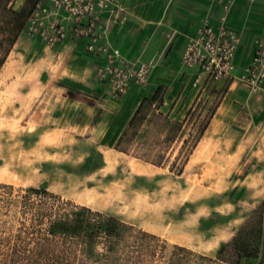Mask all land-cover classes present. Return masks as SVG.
Returning a JSON list of instances; mask_svg holds the SVG:
<instances>
[{
    "label": "rangeland",
    "instance_id": "374dc122",
    "mask_svg": "<svg viewBox=\"0 0 264 264\" xmlns=\"http://www.w3.org/2000/svg\"><path fill=\"white\" fill-rule=\"evenodd\" d=\"M14 1L17 8L25 2ZM55 48L28 22L0 70V183L15 189L45 187L64 201L105 211L156 234L166 246L150 264H168L174 244L195 253L183 256L184 264H222L216 257L220 247L264 201V125H247L250 115L227 105L231 80L198 75L172 112L165 103L156 110L166 90L161 86L152 99L155 87L131 126H125L119 143L128 149L124 152L113 146V137H102V125H93L97 115L90 120L77 107L67 113L69 105L53 93L56 78L65 75ZM97 94L93 97L98 101L118 97L108 81ZM47 96L45 111L34 113ZM217 109L216 123L208 124L183 163L197 128ZM172 125H177L175 131ZM183 139L187 143L179 151ZM155 159L163 163L150 162ZM2 212L4 208L0 221L9 219L15 231L18 212ZM242 262L257 264L258 259Z\"/></svg>",
    "mask_w": 264,
    "mask_h": 264
},
{
    "label": "crops",
    "instance_id": "0c3cea01",
    "mask_svg": "<svg viewBox=\"0 0 264 264\" xmlns=\"http://www.w3.org/2000/svg\"><path fill=\"white\" fill-rule=\"evenodd\" d=\"M121 2L128 15L123 23L117 22L112 26L109 32L111 44L118 47L125 58L132 60L147 61L156 52L160 53L161 57L145 84L133 83L126 93L115 98L107 96L103 101H98L93 95L104 92L107 86V78L101 74L97 75V69L104 64L105 56L86 50L85 40L79 36H67L57 41L51 48L56 47L55 51L63 57L61 65L65 73L61 74L65 75L56 78L58 83L53 87V93L60 95L61 100L69 105L67 113L72 107H77L88 112L90 120L97 115L93 125H102V137H113V144L129 124L142 99L149 96L155 87L161 85L166 90L162 105L156 110L165 108V103L170 104L171 112L174 111L183 94L187 92L186 87L200 75L197 67L185 66L181 61L188 37L197 34L204 18L218 30L224 17L225 27L240 38L234 68L235 78L231 80L224 99L231 101L227 105L237 114L250 115L247 125H264V92L248 93L240 78L254 46L264 41V0ZM225 5L229 6L228 10L224 8ZM48 98L49 96L40 100L34 113L36 110L45 111ZM92 99L95 102H92ZM41 105L43 109L40 110ZM218 110L209 125L216 123ZM180 111L178 109L177 115Z\"/></svg>",
    "mask_w": 264,
    "mask_h": 264
},
{
    "label": "trees",
    "instance_id": "16d2710c",
    "mask_svg": "<svg viewBox=\"0 0 264 264\" xmlns=\"http://www.w3.org/2000/svg\"><path fill=\"white\" fill-rule=\"evenodd\" d=\"M39 1L43 0H25L17 8L14 0H0V70ZM160 88L161 85L156 87L152 99L156 98ZM214 112L197 128L194 143L183 163L199 143ZM176 126L172 125L171 130L175 131ZM127 128L113 143L124 152L128 149L120 148L119 143L126 136ZM186 143L187 139H183L179 151H183ZM177 157L178 154L175 158L179 159ZM150 162L163 163L160 159ZM0 208H4L2 213L7 215L11 210L18 212V217H13L17 221L15 231L13 225H8L9 219L0 221V264H150L158 249L161 251L166 246L157 242L159 238L154 233L105 211L64 201L45 187L15 189L12 184L0 183ZM188 254L195 253L174 244L168 264H184L183 256ZM198 257L209 258L201 254ZM216 257L222 264H241L249 258L258 259L257 264H264V201L220 247Z\"/></svg>",
    "mask_w": 264,
    "mask_h": 264
},
{
    "label": "built area",
    "instance_id": "2783aa9c",
    "mask_svg": "<svg viewBox=\"0 0 264 264\" xmlns=\"http://www.w3.org/2000/svg\"><path fill=\"white\" fill-rule=\"evenodd\" d=\"M227 5L224 6L228 10ZM128 11L121 0H43L39 1L29 19L30 29L50 46L67 36H79L90 52L105 56L99 71L107 78L114 96L129 90L133 83L145 84L156 66L160 53L147 61L125 58L120 49L111 44L109 32L115 23H123ZM239 35L228 30L224 17L218 30L207 18L190 36L182 54V64L197 67L199 74L222 81L235 78L234 68ZM240 74L250 94L264 92V41L258 42Z\"/></svg>",
    "mask_w": 264,
    "mask_h": 264
},
{
    "label": "bare ground",
    "instance_id": "6f19581e",
    "mask_svg": "<svg viewBox=\"0 0 264 264\" xmlns=\"http://www.w3.org/2000/svg\"><path fill=\"white\" fill-rule=\"evenodd\" d=\"M11 85V84H10ZM8 90H9V88H8ZM11 95H14V94H11ZM5 96H7V95H5ZM9 96V95H8ZM15 104V103H14ZM12 106V105H11ZM13 107V106H12Z\"/></svg>",
    "mask_w": 264,
    "mask_h": 264
}]
</instances>
